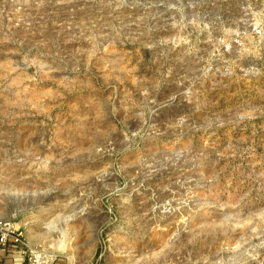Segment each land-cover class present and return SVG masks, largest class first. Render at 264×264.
I'll use <instances>...</instances> for the list:
<instances>
[{"label":"rangeland","instance_id":"obj_1","mask_svg":"<svg viewBox=\"0 0 264 264\" xmlns=\"http://www.w3.org/2000/svg\"><path fill=\"white\" fill-rule=\"evenodd\" d=\"M0 219L61 264H255L264 0H0Z\"/></svg>","mask_w":264,"mask_h":264},{"label":"built area","instance_id":"obj_2","mask_svg":"<svg viewBox=\"0 0 264 264\" xmlns=\"http://www.w3.org/2000/svg\"><path fill=\"white\" fill-rule=\"evenodd\" d=\"M9 243L21 245L25 248L26 258L23 264H55L57 253L50 249L30 244L24 237L23 231L9 219H0V245ZM255 264H264V256Z\"/></svg>","mask_w":264,"mask_h":264},{"label":"crops","instance_id":"obj_3","mask_svg":"<svg viewBox=\"0 0 264 264\" xmlns=\"http://www.w3.org/2000/svg\"><path fill=\"white\" fill-rule=\"evenodd\" d=\"M24 237L26 238L25 234ZM26 240L28 241L27 238ZM25 258L26 251L23 246L12 243H9L6 246L0 245V264H23L25 262ZM56 264L61 263L56 260Z\"/></svg>","mask_w":264,"mask_h":264}]
</instances>
